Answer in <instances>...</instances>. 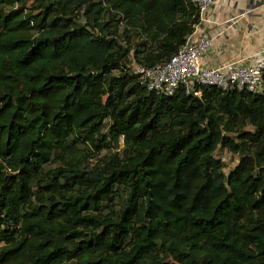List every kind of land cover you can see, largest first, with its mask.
Listing matches in <instances>:
<instances>
[{
	"label": "trees",
	"instance_id": "trees-1",
	"mask_svg": "<svg viewBox=\"0 0 264 264\" xmlns=\"http://www.w3.org/2000/svg\"><path fill=\"white\" fill-rule=\"evenodd\" d=\"M199 19L192 0H0V264H264V73L170 96L135 73Z\"/></svg>",
	"mask_w": 264,
	"mask_h": 264
},
{
	"label": "built area",
	"instance_id": "built-area-1",
	"mask_svg": "<svg viewBox=\"0 0 264 264\" xmlns=\"http://www.w3.org/2000/svg\"><path fill=\"white\" fill-rule=\"evenodd\" d=\"M192 1L200 17L194 32L169 60L152 67L137 65L135 73L141 75L149 90L163 96L173 95L182 87L191 92L195 85L259 91L264 73V48L254 63L229 60L216 66L205 65L203 57L212 49L214 37L209 32L198 33V28L206 22L205 13L212 8L214 0Z\"/></svg>",
	"mask_w": 264,
	"mask_h": 264
},
{
	"label": "crops",
	"instance_id": "crops-1",
	"mask_svg": "<svg viewBox=\"0 0 264 264\" xmlns=\"http://www.w3.org/2000/svg\"><path fill=\"white\" fill-rule=\"evenodd\" d=\"M199 32H209L214 45L203 57L207 66L229 60L254 63L264 48V0H214Z\"/></svg>",
	"mask_w": 264,
	"mask_h": 264
},
{
	"label": "rangeland",
	"instance_id": "rangeland-1",
	"mask_svg": "<svg viewBox=\"0 0 264 264\" xmlns=\"http://www.w3.org/2000/svg\"><path fill=\"white\" fill-rule=\"evenodd\" d=\"M107 154V151H104L101 155V157L103 155ZM218 157L222 159V161L225 163L226 167H225V171L226 173H229L231 170H233L235 168V166L238 163V158L237 156L233 155L231 153V151H229L228 149H223L220 148L218 150ZM167 263L168 264H182L172 258H168L167 259Z\"/></svg>",
	"mask_w": 264,
	"mask_h": 264
},
{
	"label": "water",
	"instance_id": "water-1",
	"mask_svg": "<svg viewBox=\"0 0 264 264\" xmlns=\"http://www.w3.org/2000/svg\"><path fill=\"white\" fill-rule=\"evenodd\" d=\"M251 2H252V0H251Z\"/></svg>",
	"mask_w": 264,
	"mask_h": 264
}]
</instances>
